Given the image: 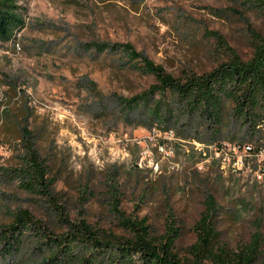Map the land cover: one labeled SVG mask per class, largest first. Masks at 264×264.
<instances>
[{"label":"rangeland","instance_id":"1","mask_svg":"<svg viewBox=\"0 0 264 264\" xmlns=\"http://www.w3.org/2000/svg\"><path fill=\"white\" fill-rule=\"evenodd\" d=\"M261 2L19 0L26 26L0 42V236L20 209L47 231L66 230L52 202L7 172L32 145L57 176L53 201L71 221L128 236L116 205L125 218L146 219L153 238L173 223L181 231L175 252L184 256L213 197L222 209L219 245L239 252L256 237L264 263V150L182 138L134 113L127 118L119 98L144 91L154 76L120 50L94 46L130 43L175 76L203 73L234 55L251 57L254 40L264 37ZM2 246L0 239V264L39 262L34 238L11 256Z\"/></svg>","mask_w":264,"mask_h":264},{"label":"trees","instance_id":"2","mask_svg":"<svg viewBox=\"0 0 264 264\" xmlns=\"http://www.w3.org/2000/svg\"><path fill=\"white\" fill-rule=\"evenodd\" d=\"M26 12L19 0H0L1 43L12 41L25 28ZM94 46L98 52L120 50L132 67L154 76V83L144 91L119 98L127 118L134 113L151 129L172 131L182 138L193 134L200 142L205 137L210 143H245L254 154L264 150V37L254 40L248 59L234 55L209 71H188L181 76L168 73L130 43ZM7 172L18 178L25 191L52 202L60 210L58 221L66 230L61 234L47 231L28 210L20 209L0 236L4 255L18 253L30 237L38 242L37 264H259L261 259L256 237L239 252L230 253L219 245L217 219L222 209L213 197L206 201L194 227L195 242L186 255L180 256L175 244L181 231L173 223L157 239L151 236L146 219L135 222L125 218L116 205L119 224L128 236L107 233L85 219L73 222L64 216L51 194L57 176H51L32 145L21 164Z\"/></svg>","mask_w":264,"mask_h":264},{"label":"built area","instance_id":"3","mask_svg":"<svg viewBox=\"0 0 264 264\" xmlns=\"http://www.w3.org/2000/svg\"><path fill=\"white\" fill-rule=\"evenodd\" d=\"M16 45H17V48L20 49V44L19 43H16Z\"/></svg>","mask_w":264,"mask_h":264}]
</instances>
